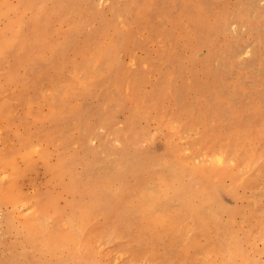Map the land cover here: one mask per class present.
<instances>
[{
	"label": "rangeland",
	"instance_id": "1",
	"mask_svg": "<svg viewBox=\"0 0 264 264\" xmlns=\"http://www.w3.org/2000/svg\"><path fill=\"white\" fill-rule=\"evenodd\" d=\"M0 264H264V0H0Z\"/></svg>",
	"mask_w": 264,
	"mask_h": 264
}]
</instances>
